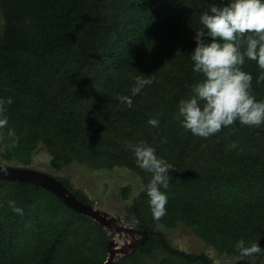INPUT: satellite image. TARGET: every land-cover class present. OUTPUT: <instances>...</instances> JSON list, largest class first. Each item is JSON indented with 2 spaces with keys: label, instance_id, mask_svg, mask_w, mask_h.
<instances>
[{
  "label": "trees",
  "instance_id": "trees-1",
  "mask_svg": "<svg viewBox=\"0 0 264 264\" xmlns=\"http://www.w3.org/2000/svg\"><path fill=\"white\" fill-rule=\"evenodd\" d=\"M231 0H0V148L16 132V148L0 161L27 166L40 145L55 167L74 161L100 168L128 167L146 186L152 174L139 168L129 143H145L173 166L166 215L154 221L145 187L128 208L147 242L117 264H215L204 253L173 247L161 226L179 222L221 253L238 256L241 238L264 249V124L239 121L208 138L181 125L178 105L202 77L190 54L200 16ZM211 42L210 37H205ZM243 51V43L241 45ZM252 94L264 101L262 71L245 58ZM153 82L132 96L136 77ZM129 96L132 107L118 96ZM149 119L159 121L151 126ZM235 142L236 147H229ZM83 202H94L69 178H59ZM128 196L129 188H123ZM14 201L23 214L13 211ZM108 233L68 207L53 192L26 181L0 178V264H100ZM264 254L234 264H261Z\"/></svg>",
  "mask_w": 264,
  "mask_h": 264
},
{
  "label": "clouds",
  "instance_id": "clouds-1",
  "mask_svg": "<svg viewBox=\"0 0 264 264\" xmlns=\"http://www.w3.org/2000/svg\"><path fill=\"white\" fill-rule=\"evenodd\" d=\"M200 23L203 27L195 33L196 47L190 60L194 62L193 71L202 78L192 87V95L179 102L182 127L203 138L237 121L241 125L259 127L264 124V101H257L252 94L253 76L243 71L242 65L247 58L264 70V0H231L224 7L212 4L201 14ZM205 37H210L211 42ZM152 82L145 79V75L137 76L132 96ZM261 82H264V71L257 78V83ZM117 99L132 107L131 97L120 95ZM5 103L10 105L12 99H0V113L5 111ZM7 123V118H0V129ZM148 123L156 127L159 121L149 119ZM7 138L10 143L0 151L18 146L19 137L14 130L9 129ZM229 147L235 148V142ZM127 148L133 152L137 166L152 174L145 190L153 219L158 222L166 215L168 201L166 193L160 189H168L173 166L158 158L156 150L147 144L129 143ZM9 206L14 212L23 214L14 201H9ZM235 251L238 260L264 254L258 242H246L243 238L235 244Z\"/></svg>",
  "mask_w": 264,
  "mask_h": 264
},
{
  "label": "rangeland",
  "instance_id": "rangeland-1",
  "mask_svg": "<svg viewBox=\"0 0 264 264\" xmlns=\"http://www.w3.org/2000/svg\"><path fill=\"white\" fill-rule=\"evenodd\" d=\"M2 25L3 20L0 17V27ZM51 158L52 155L48 149L44 145H40L34 153L31 163L26 167L45 171L57 178H69L71 186L74 189L82 190L94 202L95 206L122 220L124 224L139 228L136 218L129 217L128 213V208L145 187L142 177L137 172L121 166L111 169H95L77 161L55 167ZM5 162L24 166L16 161ZM124 187L129 188L127 197L122 191ZM159 229L165 233L173 247L195 254L204 253L211 257L215 264H234L237 261L236 256L219 252L182 222L172 228L161 226ZM164 256L165 253L159 250L144 257V260L148 264H153ZM261 264H264V256L261 259Z\"/></svg>",
  "mask_w": 264,
  "mask_h": 264
},
{
  "label": "water",
  "instance_id": "water-1",
  "mask_svg": "<svg viewBox=\"0 0 264 264\" xmlns=\"http://www.w3.org/2000/svg\"><path fill=\"white\" fill-rule=\"evenodd\" d=\"M0 178L39 185L53 192L68 207L99 223L109 236L107 257L100 264H117L122 256L133 253L149 238L146 230L128 226L94 204L81 201L59 178L45 171L0 161Z\"/></svg>",
  "mask_w": 264,
  "mask_h": 264
}]
</instances>
